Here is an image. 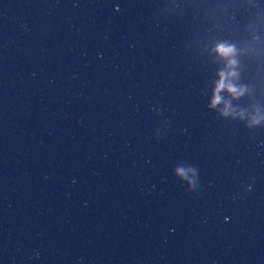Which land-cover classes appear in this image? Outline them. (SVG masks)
Here are the masks:
<instances>
[{"label":"water","instance_id":"water-1","mask_svg":"<svg viewBox=\"0 0 264 264\" xmlns=\"http://www.w3.org/2000/svg\"><path fill=\"white\" fill-rule=\"evenodd\" d=\"M0 264H264V0H0Z\"/></svg>","mask_w":264,"mask_h":264},{"label":"clouds","instance_id":"clouds-1","mask_svg":"<svg viewBox=\"0 0 264 264\" xmlns=\"http://www.w3.org/2000/svg\"><path fill=\"white\" fill-rule=\"evenodd\" d=\"M218 52L225 57L231 56L233 54V49L230 47H224L221 46L218 49ZM235 61H229V67H232L234 65ZM235 73L229 72L227 74V76L225 75V73H220V80L216 85V89H215V94H214V98L212 101V107H215L217 104H219L221 102V98L219 93L223 90H227L229 93L233 94V95H239L240 94V90H238L236 87H234L230 82H228L229 77L234 76ZM224 115H228V109L227 106H225V111L223 112ZM181 172V174H183V170H179Z\"/></svg>","mask_w":264,"mask_h":264}]
</instances>
